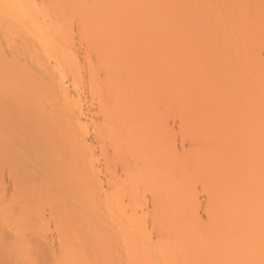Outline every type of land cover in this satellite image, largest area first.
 <instances>
[{
    "label": "rangeland",
    "instance_id": "374dc122",
    "mask_svg": "<svg viewBox=\"0 0 264 264\" xmlns=\"http://www.w3.org/2000/svg\"><path fill=\"white\" fill-rule=\"evenodd\" d=\"M7 1L0 19L18 4L30 41L9 45L13 25L1 20L0 54L28 44L55 57L51 99L71 102L52 111L82 115L62 149L85 164L75 199L90 214L22 224L20 193L1 185L0 264H264V0ZM116 63L128 64V78L112 80L125 87L131 136L106 128L117 91L95 87Z\"/></svg>",
    "mask_w": 264,
    "mask_h": 264
},
{
    "label": "bare ground",
    "instance_id": "6f19581e",
    "mask_svg": "<svg viewBox=\"0 0 264 264\" xmlns=\"http://www.w3.org/2000/svg\"><path fill=\"white\" fill-rule=\"evenodd\" d=\"M9 2H11V1L9 0ZM57 2H58V0H57ZM2 3L3 4L7 3L9 8H10V5H9L10 3H8L7 0H5V2L4 1L0 2V6ZM14 3H16V2H14ZM11 4H13V1L11 2ZM17 5H16L17 9L15 8L17 10V13H19V14L23 13L21 11L20 12L18 11ZM2 8H0V9H2ZM19 8H20V5H19ZM13 9H14V7H13ZM13 14H16V13H12V15ZM19 14H17L16 16L13 15V17L11 14H9V15H11L10 19L8 18L9 15L8 16L5 15V16H7V18L5 16H3V17L6 19H3V20H2V18L0 19V23H1V20L8 22L6 24L7 26L5 25V28L6 27L9 28L10 25H13V27L11 29L9 28L10 29L9 31L12 30L11 32L13 33L12 34L13 39H11V42L9 45H11V43L15 44L13 41L16 40L15 38H17L18 35L19 36L22 35V39L23 38L25 39L26 37L29 38V35H30L28 30H25L23 33L22 28H24L25 26H21V23H24L26 21V19L29 17L27 16L25 19L24 15H23V17H22L23 21L21 22L20 21L21 17H20V19H18L19 18L18 16H20ZM75 15H74V18H75ZM63 20H64V18H63ZM27 21H28V19H27ZM54 21H58L57 17H56V20L54 19ZM5 22H2L3 24L2 23L1 24L4 26ZM8 24H10V25L8 26ZM51 25H54V24H51ZM31 28H33V27H31ZM47 28H49V26ZM47 28L45 30H47ZM25 29H27V28H25ZM52 30H54V29H52ZM37 33H39L38 29H37ZM40 35H42V34L39 33V36ZM37 37H35V38H37ZM35 38H33V39H35ZM33 39L31 41H33ZM40 39H42V37ZM18 40H19V37H18ZM20 40H21V37H20ZM27 40L28 39L26 38V42L28 43V41H30V38L28 41ZM19 41H16V42H19ZM32 43L33 42H30V44H31L30 46H32ZM37 44H40V43H37ZM37 44H36V46H37ZM114 44L115 43L112 44V47ZM26 45H28V44H25V46L22 49L21 48L20 49H14V51H10V52H9V48H8V50L6 52H2L0 54V178H1L0 181L2 183V184L0 183V186L2 185L3 189L5 187L6 191L7 190L9 192L12 191L13 194L20 193L19 195L16 194V197L13 195V197H15V201L17 204L18 219L21 221H23L24 219L28 220V218L30 219L31 217H33V215H36L37 212H38L40 219H41V217L43 218L45 216H47L49 218L50 217H62V215L66 214L68 211H69V213H70V211H72V213H73L72 215L75 214V217L73 216L75 219L77 215L79 216V214L83 212L82 209L85 210L83 203L81 201L76 202V199H75V198L80 196L79 194H81V192H79V188H76L78 186L77 182H79L80 180L81 181L83 180L80 177V175L78 174V172L80 171L79 170L80 167L84 166L85 164L82 165V163H80V161L78 159L76 160L75 158L70 156L71 154L69 155L68 154L69 152L68 153H67V151L64 152L65 148H64V150L62 148H63V138L65 137L64 135H70L69 137L73 138V139H71V138L70 139L74 140V141H75V139L79 138V136L76 137L75 134H77V132H78L77 126H79L80 124L77 126L72 125L71 127H70V125L73 123H78L82 119V115L79 112L74 111L73 108H72L73 111H71V113H64L63 112L64 110H63L62 111L63 114H60V115H57L56 113H54L52 111L53 109H57L58 107L62 108L64 106H66V103L69 104L71 102L68 100L65 102L63 101V103L61 102L59 104L56 101V103H58V105H57L56 103H53V101L51 99V94L53 92V89L55 88V83L59 82L62 79V77H61V79H60V77H58L59 81L56 80L57 78L55 79L54 74H52V72L50 71L52 66L53 67L56 66L55 62H54L55 57L53 58L51 56L52 58L49 60V62H47L48 59H45L44 57H42L44 54H41L42 55L41 56L40 53H38L37 51L30 52L29 50L31 49V47L28 50ZM36 46H33V48H35ZM41 46H43V44ZM38 49H40V48H38ZM112 50H113V48H112ZM61 51H63V50H61ZM120 51H121V49H120ZM123 51H124V49H123ZM128 51H130V50H128ZM128 51L126 50L127 53H128ZM105 52H106V50H105ZM114 52H116L115 48H114L113 53ZM126 52H124L125 56L127 55ZM119 53L120 52H118V55H119ZM124 53L120 54V55L124 56ZM11 54H12V56H11ZM45 54H47V53H45ZM48 54H50V53H48ZM106 54L107 53H105V55ZM120 55H119V57H120ZM9 56L11 57V59H8ZM111 58H113V57H111ZM44 59L46 61H44ZM52 63L54 65H52ZM100 63H102V62H100ZM112 64H113V61H112ZM112 64H111V66H110V64H108L110 66V67L108 66L109 68L106 67V68H108L107 70L110 71V72L108 71L109 73L108 72L107 73H108V75L111 76V79H110V76H103L104 78L106 77L107 80L110 79L108 81L109 83L106 84L107 86H102V84L105 82V80L103 83H99V82L103 81L100 79L101 81L97 82L98 85L100 84L99 86L95 82L101 76H99L95 81L94 80H92V81H94L96 83V86H95L96 90L100 91V94L103 95V93L105 91H107L105 93H107V95H109V96H107L109 98L111 95L110 93H112L110 91H112V90H114V92L117 91L114 94H116V95L118 94V96L115 95L117 99L115 98V96L111 95L115 100H117V101H114V108L116 109V111L108 110V111H111L112 116L107 115L109 117H113V115H117L118 119L116 121V119L113 118L115 120V122H112L111 119H109L111 123L109 122V124H107L105 122L107 125L106 128L108 127L110 130H113L112 132H115L117 129H120V130L126 131L127 135H130L127 133L128 132V110H126V111H122L120 109L118 110V108L121 107L120 105L124 101L123 98L125 95L123 93L124 92L123 90L125 87L119 86L117 83L115 85V80L118 79V77L121 78V76L122 77L125 76L128 78V70H129L128 64L124 65L123 68L118 63H116L115 66H112ZM117 64L119 66H117ZM60 67L61 66H59V68ZM134 67H135V65H134ZM54 69H56V68L54 67ZM98 69H100V67ZM63 70H65V69H63ZM130 70H132V69H130ZM105 71H106V69H105ZM105 71H103V72H105ZM56 72H58V70ZM129 74H130V72H129ZM118 75H120V76H118ZM114 78H115V80H112ZM107 80H106V82H107ZM105 83L103 85H105ZM113 83H114V85H113ZM116 86H119V87L117 88ZM175 86H176V84H175ZM91 87L93 89V86H91ZM92 89H89V90H92ZM163 90H165V89H163ZM120 91H122L121 95L119 94ZM95 94H97V93H95ZM121 96L123 98L120 99ZM62 98L64 99V97H62ZM125 100H127V99H125ZM117 102L119 104L117 106H119V107L116 108L115 103L117 104ZM127 105H128V102H127ZM55 106H58V107L55 108ZM68 107H70V106H68ZM68 107L65 110L69 109ZM67 112H69V111H67ZM105 119H104V121H107ZM78 130H79V128H78ZM82 130L83 129H81V131ZM131 130L133 131V129H131ZM134 130H136V129H134ZM123 134H124V132H123ZM56 135H58L59 137L58 136L56 137ZM61 135H63V136H61ZM73 135H74V137H73ZM60 137L62 140L60 139ZM69 137H65V138H68L67 140H70ZM124 138L126 140L125 136H124ZM154 138H155V136H154ZM76 141H78V140H76ZM121 141L123 142L124 139ZM117 142L116 143L114 142L115 147L113 146V150L116 152H119V151L121 152V150H119L118 148H120L119 146H122V144L124 142L123 143L121 142V144L120 143L118 144ZM69 144H72V143H69ZM115 144H117V145H115ZM68 145L66 146V148H68ZM123 146L125 147L126 145L123 144ZM82 148L83 147L81 146V149H79L78 152L80 150H82ZM109 149H112V148H109ZM74 150H76V149H74ZM114 151H112L111 155H114ZM83 152H85V151H83ZM72 154H74V152H72ZM81 157H82V155H81ZM69 158H73L74 161H71V159H69ZM85 162H86V159H85ZM248 166H249V164H248ZM124 169H122V170L125 171ZM60 195H63V196H60ZM40 196H42V197L45 196L44 197L45 203L44 204L42 203L43 205L41 204L42 205V206L40 205L41 207L36 208V202L37 201L40 202L39 201ZM37 204L39 205V203H37ZM36 209H38V210L36 211ZM84 212H83L82 216H84V214H85ZM69 213H68V215H69ZM0 214L2 215V213H0ZM88 214H90V213H88ZM88 214L86 212L85 215H88ZM75 220H78V219H75ZM31 221H32V218H31ZM24 222L25 221H23L22 224ZM41 222H43V221H41ZM28 224H29V222H28ZM31 225H28V226L31 227ZM76 225H77V223H76ZM79 225H77L76 227H78ZM65 226H68V225H65ZM53 227L55 229H58L59 225L53 224ZM28 228L29 227H27V229ZM63 229H64V227H63ZM0 235H1V233H0ZM71 236H72V234H71ZM2 237L3 238L1 239V241L4 239L3 242H7V241H5L6 238H4V234ZM12 242H14V241H12ZM0 243H2V242H0ZM2 248H4V247H2ZM1 256H3V255H0V257ZM0 259H3V258L1 257ZM50 261H51V258H50L49 262Z\"/></svg>",
    "mask_w": 264,
    "mask_h": 264
}]
</instances>
